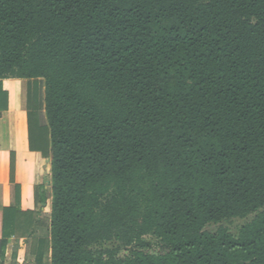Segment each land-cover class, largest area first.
<instances>
[{
  "label": "trees",
  "instance_id": "1",
  "mask_svg": "<svg viewBox=\"0 0 264 264\" xmlns=\"http://www.w3.org/2000/svg\"><path fill=\"white\" fill-rule=\"evenodd\" d=\"M7 78L34 83L51 264H264V0H0V110ZM43 219L0 210L1 264Z\"/></svg>",
  "mask_w": 264,
  "mask_h": 264
},
{
  "label": "crops",
  "instance_id": "2",
  "mask_svg": "<svg viewBox=\"0 0 264 264\" xmlns=\"http://www.w3.org/2000/svg\"><path fill=\"white\" fill-rule=\"evenodd\" d=\"M29 82L30 79L21 78L3 80V88L8 91L9 99L8 108L0 110V210L19 204L23 210L40 211V217H44L41 213L44 207L42 208L40 203L41 183L36 179V174L46 159L41 152L33 151L29 147L27 108ZM12 153H15L16 160L15 182L10 179ZM17 184L20 186L18 193ZM49 186L52 192L51 182ZM49 194L51 196V193ZM51 205L52 199L49 198L47 210L52 211ZM50 215L46 216L50 218ZM36 230L35 225L30 227L29 234L12 235L9 238L4 264H51V234L49 232L44 242L41 237L34 241L36 233L33 232Z\"/></svg>",
  "mask_w": 264,
  "mask_h": 264
},
{
  "label": "rangeland",
  "instance_id": "3",
  "mask_svg": "<svg viewBox=\"0 0 264 264\" xmlns=\"http://www.w3.org/2000/svg\"><path fill=\"white\" fill-rule=\"evenodd\" d=\"M34 85L33 80H30L29 82V88L31 89V87ZM40 87L42 89H44V85L42 83H40ZM47 148V147H46ZM49 151L47 150L44 153V158L46 159L44 161V164L42 165V167L39 169V171L36 174V179L38 180V182H40L41 184H44L46 186V189L48 187V192L51 193L50 191V182H51V167H50V158L46 157L48 156ZM11 160H14V162H16L15 160V155H13V153L11 154V158H10V164H11ZM11 170V168H10ZM14 175H15V170H14ZM47 205L44 206L43 211H41V213H43V221L41 222L40 226H37V230L33 233H36V237H34V241H37L38 237H41L42 242H44L47 239V236L49 235L50 232V218L47 217L46 215L51 214V209L47 210ZM43 208V207H42ZM254 214L249 215L246 218H231L228 220L223 221L220 224H208L205 227V230L209 231V232H215L220 225L227 227L230 232L237 236L240 227L247 223L249 220H251L253 218ZM36 229V228H35ZM29 230V229H27ZM146 239V242L150 243L151 246L146 248L147 251L152 252V253H161L162 252V247L160 246V244L158 243V240L153 237L152 235H146L144 236ZM143 237V238H144ZM35 245V244H32ZM100 248H116V247H121V249L119 250V255H124V254H128L126 251V249L123 248V244L118 241L117 239L105 242L104 245H100L98 246Z\"/></svg>",
  "mask_w": 264,
  "mask_h": 264
}]
</instances>
